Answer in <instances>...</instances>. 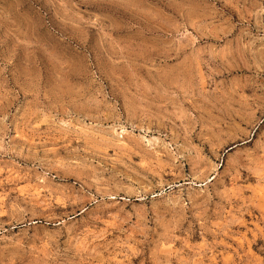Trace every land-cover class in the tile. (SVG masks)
Listing matches in <instances>:
<instances>
[{
  "label": "rangeland",
  "instance_id": "1",
  "mask_svg": "<svg viewBox=\"0 0 264 264\" xmlns=\"http://www.w3.org/2000/svg\"><path fill=\"white\" fill-rule=\"evenodd\" d=\"M0 264H264V0H0Z\"/></svg>",
  "mask_w": 264,
  "mask_h": 264
}]
</instances>
